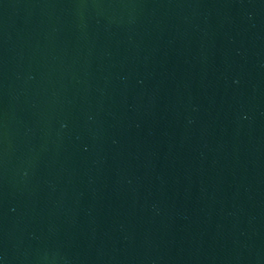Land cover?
Here are the masks:
<instances>
[{"label":"water","instance_id":"water-1","mask_svg":"<svg viewBox=\"0 0 264 264\" xmlns=\"http://www.w3.org/2000/svg\"><path fill=\"white\" fill-rule=\"evenodd\" d=\"M0 264H264V0H0Z\"/></svg>","mask_w":264,"mask_h":264}]
</instances>
